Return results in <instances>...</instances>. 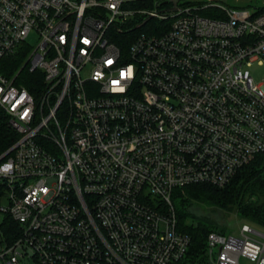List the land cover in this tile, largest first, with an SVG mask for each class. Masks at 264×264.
Returning a JSON list of instances; mask_svg holds the SVG:
<instances>
[{
  "label": "built area",
  "instance_id": "1",
  "mask_svg": "<svg viewBox=\"0 0 264 264\" xmlns=\"http://www.w3.org/2000/svg\"><path fill=\"white\" fill-rule=\"evenodd\" d=\"M256 62L258 6L0 0V111L18 134L0 156V225L16 223L0 229V264H264L248 224L210 233L191 262L172 203L264 153Z\"/></svg>",
  "mask_w": 264,
  "mask_h": 264
},
{
  "label": "trees",
  "instance_id": "2",
  "mask_svg": "<svg viewBox=\"0 0 264 264\" xmlns=\"http://www.w3.org/2000/svg\"><path fill=\"white\" fill-rule=\"evenodd\" d=\"M23 60V57L17 58L15 62L17 68ZM25 77L28 75L25 74ZM24 82L33 92L34 87L31 81L25 78ZM17 140L18 134L11 129L7 116L0 111V156L7 152ZM4 198V185L0 182V206ZM172 203L177 214L179 231L192 239L187 258L191 262L202 260L210 233L226 234L223 227L225 224L221 225L207 215L209 210L235 212L244 223L254 224L264 229V153L258 155L248 166L239 171L231 184L225 188L208 184L187 186L174 191ZM15 226L16 223L5 216L0 229L7 233Z\"/></svg>",
  "mask_w": 264,
  "mask_h": 264
},
{
  "label": "rangeland",
  "instance_id": "3",
  "mask_svg": "<svg viewBox=\"0 0 264 264\" xmlns=\"http://www.w3.org/2000/svg\"><path fill=\"white\" fill-rule=\"evenodd\" d=\"M219 4L231 7V8H254V7H260L264 8V1L263 0H218ZM28 44L35 48L37 45V41L34 36L28 40ZM251 74L253 75L256 83L261 86V88L264 89V64H261L260 62H256L249 68ZM3 204L5 206H8L9 202L6 199V197L3 200ZM207 215L214 218L216 221H218L221 225L225 224L223 227L226 230L227 236H239L240 228L244 224L250 225L254 230L261 232L264 234V229H262L259 226H256L254 224L250 223H244L241 221L235 212H223L219 210H209L207 212Z\"/></svg>",
  "mask_w": 264,
  "mask_h": 264
},
{
  "label": "clouds",
  "instance_id": "4",
  "mask_svg": "<svg viewBox=\"0 0 264 264\" xmlns=\"http://www.w3.org/2000/svg\"><path fill=\"white\" fill-rule=\"evenodd\" d=\"M7 167H10V165H9V166H7ZM5 170H7V168H6Z\"/></svg>",
  "mask_w": 264,
  "mask_h": 264
}]
</instances>
